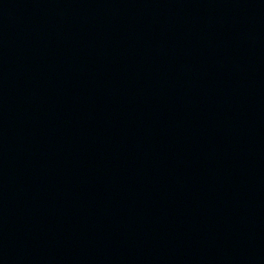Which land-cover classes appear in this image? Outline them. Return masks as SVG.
<instances>
[{"label": "water", "instance_id": "1", "mask_svg": "<svg viewBox=\"0 0 264 264\" xmlns=\"http://www.w3.org/2000/svg\"><path fill=\"white\" fill-rule=\"evenodd\" d=\"M0 264H264V0H0Z\"/></svg>", "mask_w": 264, "mask_h": 264}]
</instances>
